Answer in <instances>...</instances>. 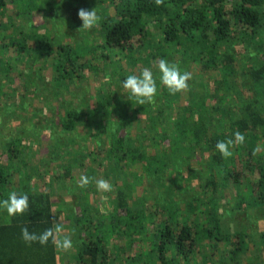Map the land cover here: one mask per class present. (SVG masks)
<instances>
[{"label": "trees", "instance_id": "1", "mask_svg": "<svg viewBox=\"0 0 264 264\" xmlns=\"http://www.w3.org/2000/svg\"><path fill=\"white\" fill-rule=\"evenodd\" d=\"M102 1L92 33L49 42L34 0H0V200L16 191L30 205L10 221L0 208V264H264L251 220L264 214V0ZM239 39L258 54L235 52ZM161 59L193 67L189 87L158 82L154 104L130 101L121 81L158 77ZM237 131L245 143L223 158L216 142ZM68 182L79 203L66 213L52 194ZM24 227L53 236L28 244Z\"/></svg>", "mask_w": 264, "mask_h": 264}, {"label": "clouds", "instance_id": "2", "mask_svg": "<svg viewBox=\"0 0 264 264\" xmlns=\"http://www.w3.org/2000/svg\"><path fill=\"white\" fill-rule=\"evenodd\" d=\"M159 3L160 0H157ZM79 18L82 20V29L86 31H93L99 26L101 16L97 11L81 9L78 12ZM80 28V29H81ZM159 76H154L149 68H144L139 75L132 73L127 75L121 81V87L126 90L128 99L135 101L138 105L154 104L158 96V82L160 85L167 88L169 94H176L186 90L189 87L188 81L191 80L190 72L182 71L180 66L168 62L166 59H161L158 64ZM110 76H105V81H109ZM234 139L229 138L225 140H218L215 148L223 158H229L232 155L231 148L235 144H244L245 135L239 131L233 133ZM90 178L81 176L80 187L88 185ZM96 188L98 191L110 192L112 185L104 179L96 180ZM29 196L27 193H17L16 191L9 192L7 199L0 200V208L6 212V219L11 220L17 216H22L29 209ZM104 211V209H101ZM21 236L25 243L31 244L38 242L40 245H46L49 238L53 236L51 229L44 231L37 235L29 232L27 227L21 229ZM54 242H56L54 240ZM57 247L63 250H69L72 247V240L70 237H65L62 241L56 242Z\"/></svg>", "mask_w": 264, "mask_h": 264}, {"label": "rangeland", "instance_id": "3", "mask_svg": "<svg viewBox=\"0 0 264 264\" xmlns=\"http://www.w3.org/2000/svg\"><path fill=\"white\" fill-rule=\"evenodd\" d=\"M34 2H35L34 4H36L35 8L37 9L36 10L37 12L31 21L35 23L36 31L41 36L45 35L46 37H48L49 42H51L52 40H54L55 42L57 41L64 42L65 39L67 40L70 39L72 42L74 38L76 37L75 35H80L83 33V29L81 28L82 24L78 25V22H82V20L78 16L79 10L85 9L89 11L90 7H93L91 6V4L94 3L95 4L94 9L97 12L99 11L100 13L102 7L105 4V2H103L102 0H96V1H93V0H34ZM86 2H90V7H87ZM71 7H74V10H70ZM91 9L94 10L93 8ZM92 32L93 31H91L90 33ZM81 43L82 42H80V44ZM242 44L244 47L243 46L241 47ZM230 47H233V49H235V52H237L240 49L239 53L242 51L243 52L250 51V52L257 53V50L255 49L256 47H254V43L249 42L248 39L246 41H241V39L236 40ZM243 48L248 49V51ZM45 63L46 65H45L44 73H46V76L49 78V76L52 74L50 73L51 71L50 61L48 60ZM190 71L192 74L196 73L193 67L191 68ZM205 78H208V76H205ZM209 79L212 80V76L209 77ZM91 86L93 87L94 83H92ZM193 87L196 89L199 88L198 86H195V85H193ZM200 90H203V88H200ZM11 121L14 122V120H11ZM14 123H17V122H14ZM0 147H1L0 148V153H1L4 149L3 138L1 137H0ZM46 160H47V156H46ZM39 167L43 169L42 171L46 169L44 165H40ZM48 171L54 172L55 170H48ZM31 184H35L37 187H40V189L43 188V183L38 178V175L37 176L34 175V177L32 178ZM59 185H60L59 183H56V185L54 184L55 190L53 191V194H52L54 207L56 208L59 207V211L61 210V208L64 211L67 210L66 213H68L70 212V207L75 206L76 203H79L78 193L75 190H73L72 187H69L70 185H72V183L70 182H68L67 184L63 183L60 186ZM66 185L68 187H66ZM80 201L82 202L83 199H80ZM251 216H254V217H251V220L257 223V226H259L260 228L264 227V214H262V210L252 212ZM2 221H4L3 217L0 218V222ZM226 222H227V227L230 230H233V228H236L237 226L240 230H243L242 229V224H243L244 228L247 226L246 230L250 232V223L247 224V221L245 223L242 222L241 219L239 220L238 216H233V217L227 216Z\"/></svg>", "mask_w": 264, "mask_h": 264}]
</instances>
